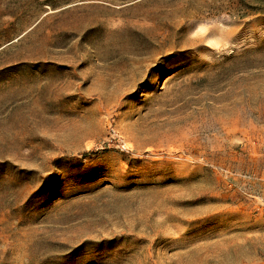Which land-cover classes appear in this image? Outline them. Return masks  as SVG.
Listing matches in <instances>:
<instances>
[{
    "label": "rangeland",
    "instance_id": "374dc122",
    "mask_svg": "<svg viewBox=\"0 0 264 264\" xmlns=\"http://www.w3.org/2000/svg\"><path fill=\"white\" fill-rule=\"evenodd\" d=\"M0 264H264V0H0Z\"/></svg>",
    "mask_w": 264,
    "mask_h": 264
}]
</instances>
